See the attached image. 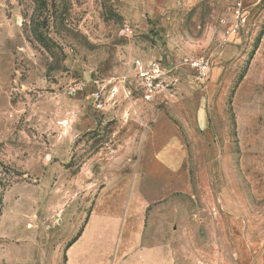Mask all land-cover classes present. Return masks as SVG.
I'll return each instance as SVG.
<instances>
[{
    "label": "rangeland",
    "instance_id": "obj_1",
    "mask_svg": "<svg viewBox=\"0 0 264 264\" xmlns=\"http://www.w3.org/2000/svg\"><path fill=\"white\" fill-rule=\"evenodd\" d=\"M81 229L95 264H264V0H0V264Z\"/></svg>",
    "mask_w": 264,
    "mask_h": 264
},
{
    "label": "crops",
    "instance_id": "obj_2",
    "mask_svg": "<svg viewBox=\"0 0 264 264\" xmlns=\"http://www.w3.org/2000/svg\"><path fill=\"white\" fill-rule=\"evenodd\" d=\"M82 231L83 229H81V234L76 240L73 241V239L75 238L74 237L67 243L66 251H68L69 264H76V262L81 259L85 260V256L90 257L91 255L92 258L87 259V262L84 261L82 264H95L94 256L96 248H90V246H87V248L84 249L80 247V245H78L76 248V245L80 242V240H82L84 236L82 235ZM135 254H137V260L135 258L131 259V257L134 255L133 254L129 256V264H175L174 255H167L166 253H164V251H161L159 247H145L142 249H138ZM65 256L66 255L64 254V257Z\"/></svg>",
    "mask_w": 264,
    "mask_h": 264
},
{
    "label": "built area",
    "instance_id": "obj_3",
    "mask_svg": "<svg viewBox=\"0 0 264 264\" xmlns=\"http://www.w3.org/2000/svg\"><path fill=\"white\" fill-rule=\"evenodd\" d=\"M232 10L233 12L235 13V15L237 16V20L238 22H244L246 20L245 18V10L243 8V5L241 2H238L236 3L233 7H232ZM237 28H233L232 31L233 32H236ZM132 30L130 27H126L125 28V32L126 33H130ZM195 68H197L200 72V75L202 77H205L208 75V73L210 72V68H211V65H210V62L208 60H196V61H193V62H190ZM154 67H156V64L154 63ZM156 69V68H154ZM84 86H86V84L82 83L80 85V88H84ZM93 94L95 96V99L97 102H99V105H101V98H102V95H101V92L97 89H95L93 91Z\"/></svg>",
    "mask_w": 264,
    "mask_h": 264
},
{
    "label": "trees",
    "instance_id": "obj_4",
    "mask_svg": "<svg viewBox=\"0 0 264 264\" xmlns=\"http://www.w3.org/2000/svg\"><path fill=\"white\" fill-rule=\"evenodd\" d=\"M80 234H81V231H80L79 234L73 239V241L76 240V239L80 236Z\"/></svg>",
    "mask_w": 264,
    "mask_h": 264
}]
</instances>
